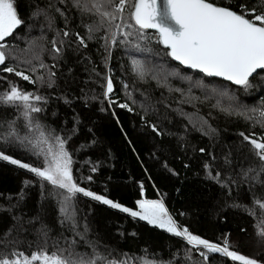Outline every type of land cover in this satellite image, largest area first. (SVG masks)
<instances>
[{"label":"trees","instance_id":"obj_1","mask_svg":"<svg viewBox=\"0 0 264 264\" xmlns=\"http://www.w3.org/2000/svg\"><path fill=\"white\" fill-rule=\"evenodd\" d=\"M132 2L130 0V4ZM215 2L226 4L229 0ZM49 3L63 9L68 17V28L81 35L86 34L84 25L97 19L95 16H81L72 7L71 0L67 4H60L59 0H16L18 13L26 25L17 29L13 37L7 38L8 43L25 49L35 40L50 49L49 41L54 37L55 30L65 27V21L55 7L48 8ZM36 5L48 8L49 15L56 18L52 30L48 29L43 15L31 17ZM130 11L129 6L125 15ZM155 33V30H147L153 38ZM103 35V31L97 33L96 39L89 41L87 48L77 47L75 43L65 48L58 67L54 69L56 83L51 88L29 84L14 75H3L17 81L27 91L38 90V94L46 96L47 102L40 104L44 111L36 115L57 134L71 137L66 148L74 161L73 174L81 186L130 209H136L142 197L160 199L181 228L187 227L192 234L220 246H224V239L227 238L230 250L264 264V237L258 235L257 228L264 215L253 204V193L258 197L264 196V187L251 179L246 180L241 171L260 162L251 145L239 135L240 132L264 135V131L259 126L252 127L251 121L229 116L219 107H213L217 97L205 99V92L200 88L193 87L189 96V84L185 81L170 78L172 88L183 89L184 95H181L180 92L157 87L156 81L150 78L146 82L138 80L131 72L129 57L151 59L153 63L178 69L194 81L204 79L206 84L226 87L237 97L232 103L247 107H257L264 101V72L254 74L250 78L253 87L245 90L229 81L204 77L202 73L180 65L165 55L168 49L155 40L148 44L152 53L126 51L118 43L111 48V56L105 63L108 53L102 47L100 37ZM41 36L46 39H40ZM43 59L52 63L47 52ZM107 75H111L114 84V92L109 97L104 95ZM122 82L132 86L130 90L138 101L132 105L134 110L131 112L118 107L120 103L131 104ZM7 87V81L0 82V91ZM142 93L149 97L147 101ZM191 97L199 99L188 102ZM109 100L116 103L110 104ZM182 100L185 102L180 103ZM140 103L155 109L146 119L165 130L163 136H157L141 119L145 113ZM229 103L227 99L221 100L223 107ZM176 109L207 119L216 133L211 137L203 135ZM18 117L20 114L15 108L0 106V121L16 119L23 134L24 121ZM201 148L205 149L204 153L199 151ZM6 154L33 166L42 165V158L18 145L9 146ZM225 156L232 161L230 165L224 163ZM206 162L212 164L213 175L219 170L222 179L231 176L236 181L235 184L229 183L230 191L209 178L204 168ZM88 176L92 177L91 181L84 179ZM52 192L51 185L42 182L30 171L0 160V239H4L6 244L9 240L20 241L19 244H8L3 251L11 252L15 248L28 253L36 250V230L42 223L51 227L49 235L53 240L60 239L61 232L71 238L72 234L58 223L59 205ZM77 203L80 210L78 216H87L88 238L99 240L101 250L107 247L115 255L127 253L130 257L147 255L157 264H240L223 254L208 252L203 246L189 245L184 238L166 229L138 217L133 218L82 194H78ZM249 210H254L255 215ZM29 220L33 223L29 224ZM21 225L25 230H21ZM10 228H13L11 235L4 237L3 234ZM65 246L61 241L60 247ZM52 250L50 246L49 251ZM78 250L88 251L86 247ZM201 252L207 253V260L200 255Z\"/></svg>","mask_w":264,"mask_h":264},{"label":"snow or ice","instance_id":"obj_2","mask_svg":"<svg viewBox=\"0 0 264 264\" xmlns=\"http://www.w3.org/2000/svg\"><path fill=\"white\" fill-rule=\"evenodd\" d=\"M68 2L69 0H59L60 4ZM71 5L81 16L97 17L92 24L84 25L85 35L68 28L65 11L49 3L48 8L55 7V11L64 19L65 27L55 30L54 37L49 41L50 49L44 44H37L35 40L27 48L19 49L8 43L7 38L13 37L17 29L26 25V21L18 13L16 0H0V82L7 81L8 84L6 89L0 91V106L15 108L23 118L25 129L22 134L16 119L0 121V160L26 169L52 186V195L56 197L59 205L58 223L62 229L72 234L69 238L61 232L60 239L53 240L49 235L51 227L42 223L36 230L38 247L28 253L15 248L11 252L3 251L8 244H19L20 241L9 240L6 244L4 239H0V264H157L156 261L148 259L147 255L130 257L127 253L115 255L107 247L101 250L99 240L88 238L87 216H78V194L166 229L167 232L184 238L189 245L203 246L208 252L223 254L240 264H260L255 258L230 250L227 238L224 239V246H220L192 234L187 227L181 228L160 200H140L137 202L139 210H132L81 186L73 174L74 161L66 148L71 137L65 138L57 134L55 129L43 124L36 115L44 111L40 104L47 102L46 96L38 94V90H25L17 81L3 74L14 75L32 85L51 88L56 83L57 73L54 69L58 67L65 48L74 43L77 47L87 48L88 42L95 40L97 33L103 31L104 35L100 39L103 41L102 47L108 53L105 63L111 56V48L118 43L126 51L152 53L153 50L148 44L155 40L168 49L165 55L180 65L196 70L204 77L222 78L248 90L253 87L250 78L264 72V0H240L238 3L229 0L226 4H219L215 0H133L131 4L130 0H71ZM129 6L131 11L126 16L125 10ZM48 8L33 6L31 17L43 15L48 29L52 30L56 18L49 15ZM150 29L157 33L155 38L147 34ZM40 39L46 37L41 36ZM45 52L50 56L51 64L43 59ZM129 60L131 72L138 80L146 82L150 78L156 81L157 87L180 92L181 95H184L183 89L172 88L170 78L185 81L189 84V96L193 87L200 88L205 92V99L217 97L213 107H219L229 116L251 121L252 127L259 126L264 131V101L257 107L235 104L232 103L237 100L235 93H230L226 87L206 84L204 79L194 81L191 76L183 75L178 69H170L163 63H153L151 59L130 56ZM105 80L104 95L109 97L114 92L113 79L111 75H107ZM122 87L131 104L120 103L118 107L131 112L134 110L132 105L138 101L130 90L132 86L122 82ZM142 95L145 96V101L149 99L146 94ZM192 99L199 98L191 97L188 102ZM223 99L230 102L227 107L222 106ZM109 103L116 102L109 100ZM140 107L145 113L141 119L145 120L157 136H163L165 130L146 119L155 109L146 103H140ZM175 111L187 117L193 128L203 135L211 137L216 133V129L207 119L184 113L182 109ZM239 135L251 145V150L260 162L255 167L242 169V175L246 180L251 179L264 187V179H261L264 176V135L255 132L247 135L240 132ZM12 145L21 146L37 158H42V165L33 166L6 154L8 147ZM199 151L204 153L205 149L201 148ZM212 159L215 160V157ZM224 163L230 165L232 161L225 156ZM204 168L210 179L229 191V183H236L231 176L226 180L222 179L219 170L213 175L211 163L206 162ZM92 171L95 172L96 168L93 167ZM84 179L91 181L92 177ZM253 204L264 215V196L258 197L253 193ZM249 211L255 215L254 210ZM15 219L19 221V218ZM28 223L32 224L33 220ZM257 228L258 235L264 237V218L259 221ZM21 230H25L23 225ZM12 231L13 228L8 229L3 236L11 235ZM61 241L65 247H60ZM50 246L54 250L49 251ZM80 247H86L88 251H79ZM200 255L205 260L208 259L207 253L201 252Z\"/></svg>","mask_w":264,"mask_h":264},{"label":"rangeland","instance_id":"obj_3","mask_svg":"<svg viewBox=\"0 0 264 264\" xmlns=\"http://www.w3.org/2000/svg\"><path fill=\"white\" fill-rule=\"evenodd\" d=\"M141 200H160V199H149L146 197H142ZM161 201V200H160ZM132 210H139L138 207L136 209H132ZM170 214V213H169ZM171 215V214H170ZM172 216V215H171Z\"/></svg>","mask_w":264,"mask_h":264},{"label":"built area","instance_id":"obj_4","mask_svg":"<svg viewBox=\"0 0 264 264\" xmlns=\"http://www.w3.org/2000/svg\"><path fill=\"white\" fill-rule=\"evenodd\" d=\"M156 35H157V33H155V36H154V38L156 37Z\"/></svg>","mask_w":264,"mask_h":264},{"label":"water","instance_id":"obj_5","mask_svg":"<svg viewBox=\"0 0 264 264\" xmlns=\"http://www.w3.org/2000/svg\"><path fill=\"white\" fill-rule=\"evenodd\" d=\"M179 63V62H178ZM222 79V78H221Z\"/></svg>","mask_w":264,"mask_h":264}]
</instances>
